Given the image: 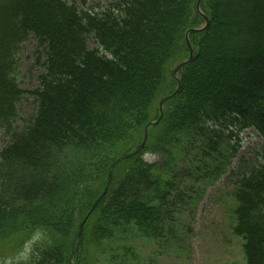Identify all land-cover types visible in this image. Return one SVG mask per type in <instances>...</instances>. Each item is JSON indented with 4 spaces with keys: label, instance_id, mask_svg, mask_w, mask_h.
<instances>
[{
    "label": "trees",
    "instance_id": "16d2710c",
    "mask_svg": "<svg viewBox=\"0 0 264 264\" xmlns=\"http://www.w3.org/2000/svg\"><path fill=\"white\" fill-rule=\"evenodd\" d=\"M198 1L0 0V242L42 231L31 264L96 263L92 250L118 241L128 255L129 242L173 221L169 199L182 193L173 152L194 138L222 155L234 130L254 129L261 161L240 171L233 233L246 264H264V0H202L210 26L190 33L195 58L176 78L186 33L206 24ZM28 42L33 90L18 77ZM179 83L143 150L117 163L114 151L137 133L143 143ZM26 100L34 110L23 117Z\"/></svg>",
    "mask_w": 264,
    "mask_h": 264
},
{
    "label": "rangeland",
    "instance_id": "374dc122",
    "mask_svg": "<svg viewBox=\"0 0 264 264\" xmlns=\"http://www.w3.org/2000/svg\"><path fill=\"white\" fill-rule=\"evenodd\" d=\"M72 1L77 5L85 1L91 6L107 0ZM33 47L28 42L19 56L21 67L18 77L25 90H33L36 85L30 73ZM33 110V102L26 100L21 107V115L28 117ZM215 129L219 130L218 127ZM222 132L230 136L232 131ZM234 134L221 145L222 155L200 150L199 141L194 138L185 140L183 147L173 152L177 157L176 173L182 181V193L173 194L167 206V211L174 215L171 217L173 221L167 220L160 237L129 242L131 251L128 255L124 252L128 242L106 244L104 253L92 250L98 261L91 260V264H246L243 240L233 233L236 224L234 191L239 186L240 171L261 161L262 140L254 129L240 133L234 130ZM140 142V134L133 135L114 151L113 158L120 159L127 152L132 153ZM4 143L0 136V149ZM163 158L162 154L145 155L148 163L159 166ZM189 172L192 175H187ZM40 240H43L42 231L27 237L20 234L0 242V264H31L33 248ZM72 263L75 264L74 261Z\"/></svg>",
    "mask_w": 264,
    "mask_h": 264
},
{
    "label": "water",
    "instance_id": "95a60500",
    "mask_svg": "<svg viewBox=\"0 0 264 264\" xmlns=\"http://www.w3.org/2000/svg\"><path fill=\"white\" fill-rule=\"evenodd\" d=\"M201 2H202V0H199L198 3H197V11H198V13L200 14V16L204 17L203 13H202L201 10H200V4H201ZM204 18H205V21H206V25H205L204 27H202V28H200V29H194V30H191V31H189V32L186 33V41H187V46H188V48H189V50H190V57H189V59H188L187 61H185V62H183L182 64L178 65V66L175 68V70L173 71V75H174V77H176V78L182 73V70H183L186 66L190 65V64L193 62L194 57H195V51H194V49L192 48V46H191V44H190V42H189V40H188V38H189V34H190V33H194V34H196V35L201 34V33L205 32V31L209 28V26H210V21L208 20V18H206V17H204ZM180 90H181V85H180V83H179L176 92H175L173 95L168 96L167 98H165L164 100H162V102L160 103V112H161L160 118L158 119L157 122L153 123L151 126L155 127V126H157V125L162 121V119H163V115H164V113H163V107H164V104H165L166 102L172 100L173 98H175V97L179 94ZM147 134H148V133H146V136H145V139H144L143 144H142V145H141V146H140V147L134 152V154H135L137 151H140V150H142V149L144 148V146H145V144H146V142H147V140H148V136H147ZM132 155H133V154H132ZM132 155L124 156L121 160H118L117 163H120L122 160L128 159V158L131 157ZM109 185H110V183H109ZM109 185H108V187L105 189L104 193L102 194V196H101V198H100L101 200H102V198L106 195V193H107V191H108V189H109ZM99 201H100V200H99ZM99 201H98V202H99ZM98 202L94 205L92 211H91L90 214L87 216V218H86V219L81 223V225L79 226V232H78V235H77V239H80V237H81V235H82V233H83L84 227H85V225H86V223H87L89 217L91 216L92 212H93V211L95 210V208L97 207ZM78 251H79V247H77V252H78Z\"/></svg>",
    "mask_w": 264,
    "mask_h": 264
}]
</instances>
